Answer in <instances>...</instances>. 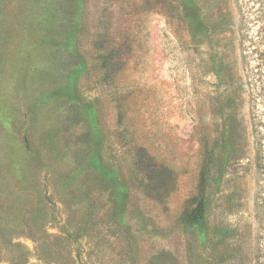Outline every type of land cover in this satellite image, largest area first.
Returning <instances> with one entry per match:
<instances>
[{"label": "rangeland", "instance_id": "374dc122", "mask_svg": "<svg viewBox=\"0 0 264 264\" xmlns=\"http://www.w3.org/2000/svg\"><path fill=\"white\" fill-rule=\"evenodd\" d=\"M0 264H264V0H0Z\"/></svg>", "mask_w": 264, "mask_h": 264}, {"label": "trees", "instance_id": "16d2710c", "mask_svg": "<svg viewBox=\"0 0 264 264\" xmlns=\"http://www.w3.org/2000/svg\"><path fill=\"white\" fill-rule=\"evenodd\" d=\"M205 213V202L201 200L195 209L189 215V221L192 224H201L203 223Z\"/></svg>", "mask_w": 264, "mask_h": 264}]
</instances>
